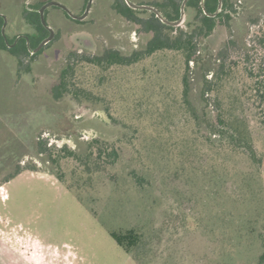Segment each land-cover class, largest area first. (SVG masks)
Segmentation results:
<instances>
[{"label": "rangeland", "instance_id": "obj_1", "mask_svg": "<svg viewBox=\"0 0 264 264\" xmlns=\"http://www.w3.org/2000/svg\"><path fill=\"white\" fill-rule=\"evenodd\" d=\"M64 1L76 3L79 14L88 2ZM133 1L161 4L167 0ZM231 3L229 25L197 38L199 54L191 65V101L197 119L183 106V58L175 52L114 68L103 85H99L100 71L85 67L80 84L99 96L92 101L70 95L57 101L50 95L71 50L94 56L113 47L130 55L153 38L144 26L116 13V0H97L83 23L50 13L55 42L36 59L20 64L10 52L0 51V264H258L264 252L259 239V234L264 237V167L259 170L244 157L230 154L218 136H213V142L205 137L216 125L217 110L216 93L203 94V74L218 70L225 60L234 69L223 80L226 91L221 96L232 95L243 107L255 146L264 157V103L257 107L243 95L245 69L253 68L255 74L264 70V0ZM32 4L22 0V16L9 26L12 40L35 32L25 16ZM195 15L193 9L186 11L178 30H195ZM138 16L151 17L149 13ZM108 29L115 31L113 44L101 33ZM179 32L166 34L173 37ZM58 111L66 112V118ZM78 118L82 128L72 132ZM69 132L76 140L69 139ZM166 136L169 143L163 141ZM34 137L80 153L96 140L114 144L120 155L108 172L97 175L93 188L80 185L73 190L46 171L59 172L72 184L79 165L70 161L61 171L52 163L44 165L33 156ZM34 165L41 171H24L5 182L19 166ZM251 168L253 189L263 206L259 211H248L242 204L248 189L246 177L239 175ZM134 172L144 177L142 189L133 181ZM232 197L239 203H233ZM229 210L233 212L227 215ZM131 228L143 234L133 256L110 235ZM251 228L254 234L248 231Z\"/></svg>", "mask_w": 264, "mask_h": 264}, {"label": "trees", "instance_id": "obj_2", "mask_svg": "<svg viewBox=\"0 0 264 264\" xmlns=\"http://www.w3.org/2000/svg\"><path fill=\"white\" fill-rule=\"evenodd\" d=\"M183 1L184 0H167L161 4L151 3L149 5L159 9L168 20L177 21L181 17V7ZM42 5L43 4L36 6L33 10H25V16L36 26L35 36L29 37L30 46L27 44L26 40H21L15 46L10 47L13 42L7 43L0 33V50L10 52L19 60L20 64H23L25 59H36L46 48L55 42V40H53L39 52L32 54V50H35L40 43L49 36V31L42 24L39 13V9ZM218 6L219 0H204V2H202V0H189L186 6V11L188 12L189 9L195 10V19L197 24L195 30L192 32H186L178 30V27H172L164 24L152 12L134 10L127 5L125 0H116V4L113 6L116 13L134 24L144 26L146 31L154 34L153 38L144 46L143 50H137L130 55H126L122 51L114 49L113 47L108 49L102 55L94 56H88L80 51L71 50L64 66L59 70L57 82L51 90L50 95H52V97L57 101L64 99L68 95L77 100L84 99L92 101L95 98H99V96L94 94L93 90L89 86L80 84L81 81L79 74L81 71H84L85 67L98 69L101 73L99 85H103L105 84L107 73L114 68L132 67L154 56L155 54L175 52L179 53L183 58V75L181 80V99L183 106L187 113L197 119V111L191 101V76L193 74L191 65L197 63V55L199 54V43L197 38L198 36L209 37L218 26H228L232 20L233 6L231 0H224L222 11L215 17L210 16L211 14L217 12ZM140 13H149L151 17L148 20L142 19L138 16ZM47 14L48 13H46V16ZM66 16L76 23H83L81 21L73 20L67 14ZM3 23V19L0 18V31ZM175 30L180 31L176 36L172 37L171 35L166 34L167 31L174 32ZM109 31L110 29L104 30L101 33H104V36L111 42V44H113V42L116 41L114 36L115 31ZM261 42L264 44V32ZM234 65L236 64L234 63ZM233 69L232 65H227L225 60H223L220 62V68L218 70H208L203 74V94L205 96H209L210 94L216 93L215 106L217 110L216 125L211 127L212 129L210 134L205 137L209 142H213V136H218L219 141L221 144L226 146V150L230 154L244 157L247 161L253 164V166H256L260 170L264 167V157L259 153L255 146V139L248 115L244 113V109L241 105H239L238 100L232 99V95H229V99L221 96V93L222 95L225 93L223 90L226 91L222 85L223 80L232 73ZM245 70L247 82L243 86V95L249 97L247 98L252 101V105L262 107L264 103V70H262V72H258L257 74L254 73L253 68H246ZM209 75H212V79L208 78ZM240 103L245 106V103L242 100H240ZM60 113L66 118V112L58 111V115ZM58 115L57 117H59ZM80 128H82V121L78 118L76 124L75 122L73 124L72 132H76ZM68 137L69 139L76 140V136L70 132ZM184 139L190 141L191 138L189 139L186 137ZM163 141L169 143L170 139L166 136ZM34 142V148L32 151L33 156L44 165L52 163L59 171H61L64 165L70 161L79 165L77 168L79 170L78 176L75 178L76 180L74 179L75 181L72 184L66 183L59 172H55L54 170L46 171L47 173L54 175L67 188L73 190L79 188L80 185L89 189L93 188L94 179L97 175L108 172V167L114 166L120 155L114 144L99 143L96 140L90 142L87 151L83 153L70 149L67 145L58 148L57 146L50 145L47 140H37L35 137ZM172 147L176 149L175 144H172L171 148ZM19 151H17V153H20ZM25 156L26 155L22 156V158ZM19 160L21 161V156ZM170 165L173 164L171 163ZM182 169L184 170V167ZM24 171L40 172L41 170L35 165L25 167L19 166L15 173H13L5 182L10 181ZM217 172L218 170L216 169L215 173ZM253 172L254 170L251 168L248 174L244 173L245 175H239V177L242 178L246 177L243 179V182L245 185L244 187L248 189V192H245L242 204L248 207V211H259L263 206L261 204V200L259 199V195H257V191L255 192L253 189ZM179 174L180 173H178V177ZM132 177L136 187L138 189H142L144 177L137 174V172H134ZM218 179H221V177L218 176ZM218 193H220V189L219 191L217 190V192L215 191L214 195ZM222 193H224L225 196V189L222 190ZM233 203H239L237 197L233 198ZM232 205L236 206L234 204ZM225 210L228 209L225 208ZM231 211L232 210L226 211L227 215ZM245 227H249V225H245ZM253 230L254 229L251 228L248 231L254 234ZM110 235L120 247H122L128 254H132V256L134 251L137 250L143 243V234L136 228H131L125 233L110 232ZM260 238L263 239L264 247V237L262 234H259V239ZM258 264H264V252L260 256Z\"/></svg>", "mask_w": 264, "mask_h": 264}, {"label": "water", "instance_id": "obj_3", "mask_svg": "<svg viewBox=\"0 0 264 264\" xmlns=\"http://www.w3.org/2000/svg\"><path fill=\"white\" fill-rule=\"evenodd\" d=\"M127 5L134 9V10H141V11H149V12H152L154 13L164 24L166 25H169V26H172V27H179L181 26L184 21H185V18H186V6H187V3L189 0H184L183 3H182V7H181V17L179 20L177 21H170L168 20L164 14L159 10L157 9L156 7L152 6V5H148V4H138L136 2H134L133 0H125ZM202 2H204V0H202ZM223 2L224 0H219V6H218V10L217 12H215L214 14H211L210 16L212 17H215L218 13H220L222 11V8H223ZM94 3V0H89L88 2V5L86 7V10L85 12L78 16V15H75L68 7H66L65 5H63L62 3L60 2H48L46 3L39 11L40 13V17H41V21H42V24L50 31V35L44 39L40 45L33 51V53H37L39 52L44 46H46L48 43H50L54 36H55V31L53 28H51L48 24H47V21H46V10L49 8V7H52V6H55V7H58V8H61L62 10H64L70 17H72L73 19H76V20H84L88 17V15L90 14L91 12V9H92V5Z\"/></svg>", "mask_w": 264, "mask_h": 264}, {"label": "crops", "instance_id": "obj_4", "mask_svg": "<svg viewBox=\"0 0 264 264\" xmlns=\"http://www.w3.org/2000/svg\"><path fill=\"white\" fill-rule=\"evenodd\" d=\"M44 0H36L34 3H33V6H39L41 4H43L42 6H44L46 4V1L45 3L43 2ZM60 3H62L63 5H65L66 7H68L75 15H82V14H79L78 12L75 11V6L76 3L72 4L70 3L69 5L66 3V1L64 0H58ZM97 0H94V3L92 5V9H94V4L96 3ZM135 2V1H134ZM105 3V2H103ZM78 5V4H77ZM80 5V4H79ZM149 5V4H148ZM109 6V7H108ZM113 6V5H112ZM105 7V6H104ZM106 8H110V5L108 4V2H106ZM92 9H91V12L90 14H92ZM107 9V10H108ZM109 11V10H108ZM106 11V13L108 12ZM52 12H58L61 14V16L65 19V18H68L66 16V14L59 10V9H56V8H48L46 10V13L47 16H46V21H47V24L54 29L53 27V23L51 21V18H50V13ZM22 13H23V7H22V0H0V18L3 19L4 23H3V26H2V29L0 31V33L2 34V36L4 37L5 41L7 43L9 42H13V44L19 39V38H29V37H34L35 34H36V30L35 32H33L32 34H18L17 37L12 40L10 37H9V34H8V30H9V26L10 24H14L17 22V20H19V18H21L22 16ZM89 14V15H90ZM88 15V16H89ZM88 18V17H87ZM66 21V19H65ZM29 23H31V25H33V27H35L36 29V26L29 20ZM55 31V29H54ZM13 44L10 45V47H13ZM1 52L4 51V50H0ZM10 88H13V84L10 86Z\"/></svg>", "mask_w": 264, "mask_h": 264}, {"label": "flooded vegetation", "instance_id": "obj_5", "mask_svg": "<svg viewBox=\"0 0 264 264\" xmlns=\"http://www.w3.org/2000/svg\"><path fill=\"white\" fill-rule=\"evenodd\" d=\"M36 0H29V3H34ZM52 1H54V2H59L58 0H48L46 3H48V2H52ZM88 2H89V0H88ZM88 2H87V5H88ZM74 3V2H73ZM68 5L70 4V3H67ZM87 5L85 6V10H86V7H87ZM43 7V6H42ZM41 7V8H42ZM33 8H35V6H33V4H32V9L31 10H33ZM40 8V9H41ZM49 8H58V7H55V6H52V7H49ZM40 9H39V11H40ZM60 10H62L61 8H59ZM62 11H64V10H62ZM65 12V11H64ZM85 11H83V13H84ZM66 13V12H65ZM67 14V13H66ZM68 15V14H67ZM69 16V15H68ZM70 17V16H69ZM70 18H72V17H70ZM73 19V18H72ZM73 20H76V19H73ZM85 20V19H84ZM84 20H77V21H81V22H83ZM48 30V29H47ZM49 31V30H48ZM49 35H50V31H49ZM21 40H26L27 41V44L30 46V38H19L14 44H13V46H15L16 44H18ZM49 44V43H48ZM47 44V45H48ZM45 47V46H44ZM43 47V48H44ZM42 48V49H43ZM33 51L34 50H32V53H33ZM34 54V53H33Z\"/></svg>", "mask_w": 264, "mask_h": 264}]
</instances>
